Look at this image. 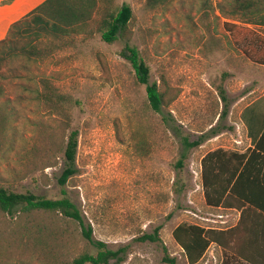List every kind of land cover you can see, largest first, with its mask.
<instances>
[{"label":"rangeland","instance_id":"rangeland-1","mask_svg":"<svg viewBox=\"0 0 264 264\" xmlns=\"http://www.w3.org/2000/svg\"><path fill=\"white\" fill-rule=\"evenodd\" d=\"M243 1L253 5L241 9ZM122 4L132 10L128 30L106 44L104 22ZM90 7V22L80 29L87 35L46 39L53 44L50 55L31 65L28 75L15 61L2 72L0 108L8 116L0 129V187L69 199L95 241L123 249L122 262L109 264H167L164 258L187 264L172 231L180 224L212 226L204 217L214 220L203 202L201 158L245 147L236 122L264 91V67L243 53L252 36L237 44L225 24L263 35L264 0H167L154 8L145 0H92ZM126 43L148 66L149 83L166 93L160 113L149 109L145 87L120 57ZM45 86L64 96L65 118L35 99V90ZM219 89L228 105L221 118ZM72 131L78 134L75 174L60 183ZM19 224L0 214V264H39L33 244L25 248L26 238L16 233ZM155 231L158 242L138 241ZM66 247L70 259L96 253L75 233ZM219 262L211 247L197 264Z\"/></svg>","mask_w":264,"mask_h":264},{"label":"trees","instance_id":"trees-1","mask_svg":"<svg viewBox=\"0 0 264 264\" xmlns=\"http://www.w3.org/2000/svg\"><path fill=\"white\" fill-rule=\"evenodd\" d=\"M11 0H5L2 3H9ZM51 0H48L50 2ZM167 0H145V6L154 8L162 5ZM253 4L250 1H243L239 5L242 9H248ZM237 6V5H236ZM43 7H39L22 20L14 23L9 28L5 39L0 41V77L2 72L9 69L11 63L15 61L20 69L28 75V69L31 65H38L43 62L48 55L49 49L53 44L48 42L46 35L56 34L60 31V27L51 20L41 18L38 14ZM78 13L65 12L60 13L62 21L68 22L70 19H76ZM132 19V10L128 4H122L116 13H111L108 21L104 22V28L101 31V40L106 44H112L118 38L124 36L128 30V26ZM229 29L232 38L237 44H240L248 36H252L251 46L245 51L244 55L252 63L264 66V32L263 35H254L251 30L225 24ZM264 25V24H262ZM120 57L130 64L134 71L135 80L139 85L145 87L146 99L148 107L152 112L160 113L164 105H167L166 93L159 89L156 83H149V68L139 56V52L135 47L124 45L120 52ZM20 75L22 77H26ZM18 76V77H20ZM35 99L42 101L48 112L58 113L65 118V101L64 96L55 93L51 88L45 86L44 89L35 90ZM219 97L223 103V111L220 118L226 115L227 102L222 89L218 90ZM4 96L3 86H0V99ZM254 114L252 108H245L241 112V120L247 127V135L252 141H255L256 135L261 131V127L253 133L248 118ZM6 109L0 108V129L7 124ZM78 134L72 131L68 134L65 147L62 151L64 169L60 177V183H65L72 175L75 174V160L78 146ZM198 143H194L191 147H198ZM190 147V145H188ZM258 147V146H257ZM216 152L207 154L201 160V181L205 203L208 206L215 207L219 205H230L227 201L222 202L225 194H236L238 181L243 177L244 173L237 174L238 167L231 171L225 172L226 177L222 178L221 160L218 159ZM244 155L240 158L244 159ZM186 156L182 155L177 165L182 167ZM234 181V184H232ZM240 182V181H239ZM256 182V181H254ZM250 205H258L250 203ZM262 209V207H261ZM0 214L9 215L19 220V226L16 233L20 237L24 236L25 248L33 244V258L39 264H109L114 260L116 263L122 262L123 249L110 250L100 241L92 238L91 228L85 227L79 211L76 206L67 198L58 200H49L36 197L32 194H18L9 192L0 187ZM72 224L76 228L74 232L76 236L89 246L96 250L94 255L84 252L78 254L71 259L68 258L67 245L73 234L69 232V225ZM172 238L176 245L182 250V254L187 264H197L209 245L213 243L214 232L205 231L197 224H180L172 231ZM21 240V238H20ZM44 241V243L42 242ZM140 242L156 243L159 241L157 231L153 234L143 235L138 238ZM48 242H53L54 246ZM38 244V245H36ZM163 262L167 264H175V259L164 258ZM226 264V262H225Z\"/></svg>","mask_w":264,"mask_h":264},{"label":"crops","instance_id":"crops-1","mask_svg":"<svg viewBox=\"0 0 264 264\" xmlns=\"http://www.w3.org/2000/svg\"><path fill=\"white\" fill-rule=\"evenodd\" d=\"M3 1L5 0H0V41L5 39L12 24L22 20L41 6L43 8L38 15L46 20H51V15H54L53 21L60 27L58 33L45 36L50 41L52 39L54 41V38L59 35H82L84 33L80 29L87 27L90 22L87 7L91 6L92 0L87 4H84L85 0H51L48 3V0H11L4 4ZM70 11L78 13L76 19L72 18L68 22L62 21L60 13ZM100 21L103 23L102 19ZM245 108H252L254 112L248 118L253 133L259 127L262 128L256 135L255 141L248 137L247 127L240 117ZM243 109L236 126L242 131L245 147L217 154L216 157L222 162V178L226 177L225 172L237 167L239 161L241 165L238 167L237 174L243 172L244 175L239 180L240 182L238 181L237 193L225 194L222 198V202L227 201L230 204L228 206L206 205L202 189L204 206L207 211L212 210L214 220L204 217L202 221H212L213 225H197L205 231H213L215 241L209 245L199 262L203 260L209 249L214 247L220 255L219 264H225V262L226 264H264V91ZM242 155L245 156L244 159L240 158ZM250 203L258 205L254 206Z\"/></svg>","mask_w":264,"mask_h":264}]
</instances>
